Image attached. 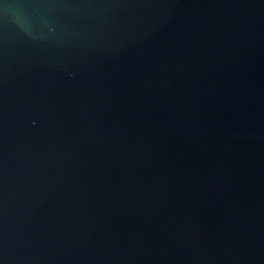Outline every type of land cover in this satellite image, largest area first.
<instances>
[{
	"label": "water",
	"instance_id": "95a60500",
	"mask_svg": "<svg viewBox=\"0 0 264 264\" xmlns=\"http://www.w3.org/2000/svg\"><path fill=\"white\" fill-rule=\"evenodd\" d=\"M0 264H264V0H0Z\"/></svg>",
	"mask_w": 264,
	"mask_h": 264
}]
</instances>
